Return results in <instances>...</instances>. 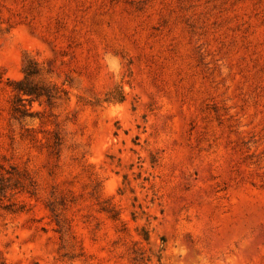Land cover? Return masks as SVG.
<instances>
[{"label":"rangeland","instance_id":"obj_1","mask_svg":"<svg viewBox=\"0 0 264 264\" xmlns=\"http://www.w3.org/2000/svg\"><path fill=\"white\" fill-rule=\"evenodd\" d=\"M13 166L0 264H264V0H0Z\"/></svg>","mask_w":264,"mask_h":264},{"label":"trees","instance_id":"obj_2","mask_svg":"<svg viewBox=\"0 0 264 264\" xmlns=\"http://www.w3.org/2000/svg\"><path fill=\"white\" fill-rule=\"evenodd\" d=\"M32 69L25 67V76L21 79H12L10 84L15 90L16 96L21 97L27 95L34 98H40L43 96L49 97L47 87L40 84V82L34 81L33 78L39 75L38 67L35 62ZM33 98V99H34ZM19 99V100H20ZM19 108V107H18ZM20 111V109H19ZM13 170L5 169L1 167L0 169V195L6 196L8 191H13L20 188H25L24 183L21 180L23 173H20L15 166L12 167Z\"/></svg>","mask_w":264,"mask_h":264}]
</instances>
